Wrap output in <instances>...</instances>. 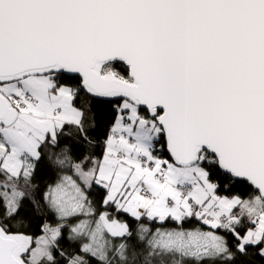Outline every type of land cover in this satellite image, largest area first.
Wrapping results in <instances>:
<instances>
[{"label":"snow or ice","instance_id":"obj_1","mask_svg":"<svg viewBox=\"0 0 264 264\" xmlns=\"http://www.w3.org/2000/svg\"><path fill=\"white\" fill-rule=\"evenodd\" d=\"M0 264H264V0H0Z\"/></svg>","mask_w":264,"mask_h":264}]
</instances>
